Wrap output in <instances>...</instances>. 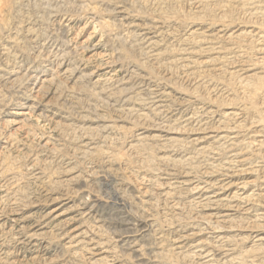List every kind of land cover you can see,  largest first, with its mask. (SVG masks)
I'll use <instances>...</instances> for the list:
<instances>
[{
  "label": "rangeland",
  "instance_id": "obj_1",
  "mask_svg": "<svg viewBox=\"0 0 264 264\" xmlns=\"http://www.w3.org/2000/svg\"><path fill=\"white\" fill-rule=\"evenodd\" d=\"M0 264H264V0H0Z\"/></svg>",
  "mask_w": 264,
  "mask_h": 264
}]
</instances>
